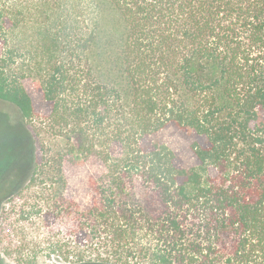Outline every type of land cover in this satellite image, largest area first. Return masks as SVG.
I'll list each match as a JSON object with an SVG mask.
<instances>
[{"label": "trees", "instance_id": "trees-1", "mask_svg": "<svg viewBox=\"0 0 264 264\" xmlns=\"http://www.w3.org/2000/svg\"><path fill=\"white\" fill-rule=\"evenodd\" d=\"M0 102L49 255L264 264V0H0Z\"/></svg>", "mask_w": 264, "mask_h": 264}, {"label": "rangeland", "instance_id": "rangeland-1", "mask_svg": "<svg viewBox=\"0 0 264 264\" xmlns=\"http://www.w3.org/2000/svg\"><path fill=\"white\" fill-rule=\"evenodd\" d=\"M0 111L10 115L15 113L13 106L4 102H0ZM164 137H174L171 129L164 132ZM12 185H5L4 191L11 190ZM38 188L26 184L14 197L3 201L0 212V264H67L66 260L57 255H49L40 245L49 237L67 239L66 231L56 234L52 227L39 228L36 214L24 215V208H31L29 204L35 200L40 203ZM27 216H30L29 219H26Z\"/></svg>", "mask_w": 264, "mask_h": 264}]
</instances>
